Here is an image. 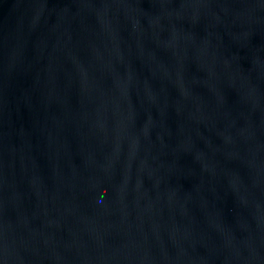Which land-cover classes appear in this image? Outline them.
I'll return each instance as SVG.
<instances>
[{
  "label": "water",
  "instance_id": "water-1",
  "mask_svg": "<svg viewBox=\"0 0 264 264\" xmlns=\"http://www.w3.org/2000/svg\"><path fill=\"white\" fill-rule=\"evenodd\" d=\"M0 264H264V0H0Z\"/></svg>",
  "mask_w": 264,
  "mask_h": 264
}]
</instances>
